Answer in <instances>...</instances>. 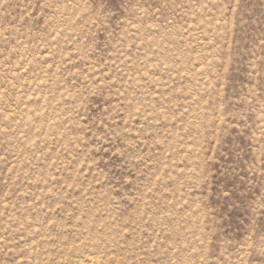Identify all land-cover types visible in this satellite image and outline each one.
Returning a JSON list of instances; mask_svg holds the SVG:
<instances>
[{"label": "rangeland", "instance_id": "rangeland-1", "mask_svg": "<svg viewBox=\"0 0 264 264\" xmlns=\"http://www.w3.org/2000/svg\"><path fill=\"white\" fill-rule=\"evenodd\" d=\"M264 264V0H0V264Z\"/></svg>", "mask_w": 264, "mask_h": 264}, {"label": "bare ground", "instance_id": "bare-ground-1", "mask_svg": "<svg viewBox=\"0 0 264 264\" xmlns=\"http://www.w3.org/2000/svg\"><path fill=\"white\" fill-rule=\"evenodd\" d=\"M89 264H95V261L91 260V263H89Z\"/></svg>", "mask_w": 264, "mask_h": 264}]
</instances>
